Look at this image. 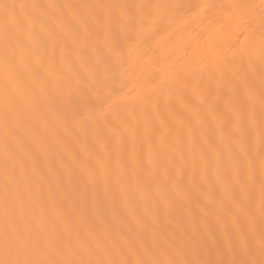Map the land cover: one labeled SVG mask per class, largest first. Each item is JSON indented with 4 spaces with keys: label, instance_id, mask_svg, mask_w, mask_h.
<instances>
[{
    "label": "bare ground",
    "instance_id": "1",
    "mask_svg": "<svg viewBox=\"0 0 264 264\" xmlns=\"http://www.w3.org/2000/svg\"><path fill=\"white\" fill-rule=\"evenodd\" d=\"M261 3L0 0L26 6L7 25L0 9V57L23 45L41 77L20 70L6 89L0 73V259L18 234L79 251L50 248L44 259H264ZM232 4L253 6L236 10L243 35L221 7ZM234 198L255 216L254 232Z\"/></svg>",
    "mask_w": 264,
    "mask_h": 264
},
{
    "label": "snow or ice",
    "instance_id": "2",
    "mask_svg": "<svg viewBox=\"0 0 264 264\" xmlns=\"http://www.w3.org/2000/svg\"><path fill=\"white\" fill-rule=\"evenodd\" d=\"M17 7H26L25 5H16V4H3L0 5V9H2L5 23L6 25L9 23H15V9ZM31 7H44L40 5H31ZM46 7L52 8L55 7L54 5H47ZM111 8L116 9H123L127 6L122 5H112ZM144 7V6H140ZM156 8H162L164 6L156 5L153 6ZM171 7V6H170ZM214 7V6H213ZM225 10V14L228 17H232L234 23L230 24V28H234L237 30L241 35H243L248 30V22L247 18L243 13L237 14L236 10L240 8H250L253 7L251 5H227L221 6ZM256 7H259L261 11V43L264 46V0L262 3ZM118 19L121 22L127 21L128 23H133L135 17L131 15L125 14L123 11L118 13ZM147 17H143L141 19L140 27L143 29L146 27L144 21L147 20ZM28 23H32L33 19L31 17L27 18ZM22 25L17 24L16 29L17 31L22 30ZM247 39V37H245ZM16 47L19 48V52H17L16 48L12 50H8L6 46L5 53L3 57H0V73L3 74L5 88L7 89L10 84H13L17 77L20 75V70L23 72L29 73L31 79L34 83H38L41 79L40 75L31 68L30 64L25 61V56L28 55L27 51L23 47V45H17ZM262 53H264V47H262ZM236 58V54L233 53V59ZM262 64H264V55L261 57ZM37 65L41 62L39 58H36ZM49 69H45L47 73ZM107 75L105 79H107ZM103 83V80L100 81ZM245 88L248 90L246 95V104L247 107L252 110L254 113L256 98L255 95L252 93L250 86L245 82ZM11 97L6 96V102H9ZM259 102L261 106V128L262 134L260 139V152H259V167L261 171V183H260V217L261 221L264 222V72L261 74V81H260V97ZM254 123V119L250 121ZM235 179L239 181V176H236ZM255 179L253 165L251 163V155L249 154V168H248V182L251 183ZM241 191L246 193L247 185L241 184ZM233 207L243 216L247 223V228L249 233L255 231L256 226V218L251 213L248 207H246L239 199H233ZM240 247L247 252L249 250V241L244 239L239 241ZM259 247L261 250L262 255H264V231L261 233ZM50 248H54L57 253L63 254L66 249H70L71 253L74 255H78L79 251L75 248H71L70 245H64V247H60L58 244L49 243L48 245H39L38 248L34 246H30L26 241L23 240V237L19 234L15 239H10L6 236L5 243H4V256L0 259V264H264V259L260 261H256L255 259H245V260H216V261H180L175 259H170L167 261H161L159 259H136L135 261L128 260L126 258L121 259H101V260H88V259H72V258H64V259H55V258H40L43 255L48 254V250Z\"/></svg>",
    "mask_w": 264,
    "mask_h": 264
}]
</instances>
